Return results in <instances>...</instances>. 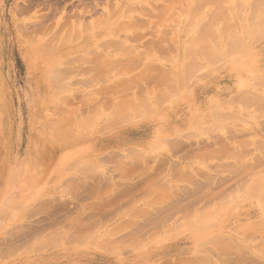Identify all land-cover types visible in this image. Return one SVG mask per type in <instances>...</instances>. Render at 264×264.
Returning <instances> with one entry per match:
<instances>
[{
    "label": "rangeland",
    "instance_id": "obj_1",
    "mask_svg": "<svg viewBox=\"0 0 264 264\" xmlns=\"http://www.w3.org/2000/svg\"><path fill=\"white\" fill-rule=\"evenodd\" d=\"M0 214V264H264V0H0Z\"/></svg>",
    "mask_w": 264,
    "mask_h": 264
},
{
    "label": "bare ground",
    "instance_id": "obj_2",
    "mask_svg": "<svg viewBox=\"0 0 264 264\" xmlns=\"http://www.w3.org/2000/svg\"><path fill=\"white\" fill-rule=\"evenodd\" d=\"M23 36H24V35H23ZM27 37H28V36H27ZM27 37H26V38H27ZM23 38H24V37H23ZM26 38H25V40H27ZM34 39H35V38H34ZM40 39H41V38H40ZM28 41L30 42V39H28ZM35 41H37V40H35ZM27 43H28V42H27ZM30 44H31V43H30ZM44 44H46V43L44 42ZM44 44H43V45H44ZM45 48H46V45H44V49H45ZM46 49H47V48H46ZM54 50L57 51L56 49H54ZM115 50H116V49H115ZM36 51H37V50H36ZM47 51L50 52V51H52V50L49 51V50L47 49L46 52H47ZM55 51H54V53H55ZM48 52L46 53L47 55H49ZM110 52H112V53L114 54V51H110ZM51 53L53 54V52H51ZM64 53H65V52H64ZM104 54H106V53H104ZM109 54H110V53H109ZM113 54H112V55H113ZM45 56H46V55H45ZM103 56H105V55H103ZM106 56H107V55H106ZM38 57H39V56H38ZM41 57H43V56H41ZM41 57H39V58H41ZM97 58L99 59L98 56H97ZM107 58H108V57H107ZM107 58H105V60H106ZM54 60H55V59H54ZM54 60H53V61H54ZM58 60H59V59H58ZM107 60L110 62V59H109V58H108ZM45 61H46V60H45ZM62 62H63V61H62ZM62 62H61V63H62ZM109 62H108V63H109ZM63 63H64V62H63ZM104 63H107V62L105 61ZM43 64H44V62H43ZM43 64H42V65H43ZM56 64H57V63H56ZM105 66H107V65H105ZM54 67H55V65H54ZM54 67H53V68H54ZM59 67H60V65H59ZM49 68H50V67H49ZM49 68H48V69H49ZM57 68H58V67H57ZM59 69H60V68H59ZM76 69H78V68H76ZM43 70H44V69H43ZM63 70H64V69H62L61 71H63ZM70 70H72V72H74V69H72V67H71ZM80 70H81V69H80ZM50 71H51V70H50ZM61 71H58V75H61V74H59V72H61ZM64 71H65V70H64ZM75 71H76V70H75ZM51 72H52V71H51ZM53 72H55V69H54ZM79 72H80V71H79ZM55 73L57 74V72H55ZM61 73H62V72H61ZM75 73H76V72H74L73 74H75ZM77 73H78V72H77ZM77 73H76V74H77ZM80 73H81V72H80ZM150 73H151V72H150ZM52 74H53V73H51L50 75L53 76ZM66 74H67V73H66ZM66 74H65L64 76H68V75H66ZM68 74H70V73H68ZM71 74H72V73H71ZM142 74H143V73H142ZM54 75H55V74H54ZM58 75H57V76H58ZM149 75H151V74H149ZM48 76H49V75H48ZM64 76H63V73H62V77H64ZM72 76H74V75H72ZM76 76H77V75H76ZM152 76H154V75H152ZM70 77H71V76H70ZM150 77H151V76H150ZM150 77H149V79H150ZM49 78H50V77H49ZM55 78H56V76H55ZM55 78H54V79H55ZM57 78H58V77H57ZM57 78H56V79H57ZM56 79H55V80H56ZM58 80H59V78H58ZM63 80L65 81V79H63ZM45 81H46V80H45ZM50 82H51V81H49V83H50ZM53 82H54V80H53ZM44 83H47V81L44 82ZM56 83H57V82H56ZM66 83H69V81L66 82ZM71 83H72V82H71ZM64 84H65V83H64ZM112 84H113V83H110V87L112 86ZM69 85H70V84H69ZM72 85H74V84H72ZM75 85H76V84H75ZM113 85H114V84H113ZM49 87H50V86H49ZM59 87H60V85L57 86V88H59ZM62 87H64V85L61 84V89H62ZM68 87H69V86H68ZM106 87H108V86L106 85ZM110 87H109V88H110ZM112 87L115 88V86H112ZM50 88H51V87H50ZM65 88H66V86L64 87V89H65ZM109 88H106V89H104V90H107V89H109ZM55 89H56V86H55ZM110 89H111V88H110ZM67 90H70V89H67ZM75 90H76V89H75ZM111 90H112V89H111ZM59 91H60V90H59ZM62 91H63V90H62ZM108 91H109V90H108ZM64 92H65V90H64ZM95 92H96V91H95ZM58 93H59V92H58ZM66 93H67V92H66ZM74 93H76V92H74ZM96 93H98V92H96ZM56 94H57V93H56ZM53 95H54V94H53ZM60 95H61V94H60ZM60 95H59V96H60ZM62 95H63V94H62ZM72 95H73V94H72ZM54 96H55V95H54ZM56 96H57V95H56ZM61 97H63V96H61ZM58 98H59V97H58ZM65 98H66V97H65ZM68 98H69V97H68ZM74 99H75V98H74ZM71 100H72V99H71ZM52 101H53V100H52ZM60 101H62V98H61ZM60 101H59V102H60ZM64 101H67V100L64 99ZM64 101H62V102H64ZM64 103H66V102H64ZM64 103H63V104H64ZM67 103H68V102H67ZM69 103H70V101H69ZM80 103H81V102H80ZM114 103H115V102H114ZM54 104H55V103H54ZM54 104H52V105H54ZM56 104H58V106H62V105H59V103H56ZM71 104H72V103H71ZM71 104H70V105H71ZM76 105H77V103H76ZM110 105H111V104H110ZM133 106L135 107V106H137V104H136V105L133 104ZM70 107L72 108L73 106H70ZM70 107H68V108L70 109ZM56 108L58 109V107H54V108H53V109H54V112H57V110L55 111ZM62 108H63V107H62ZM59 109H60V108H59ZM59 109H58V110H59ZM66 109H67V108H66ZM73 109H74V108H73ZM60 110H61V109H60ZM63 110H64V109H63ZM63 110H62V111H63ZM107 110H108V109H107ZM43 111H44V110H43ZM43 111H42V112H43ZM62 111H61V113H60V116H61V114H63V113L66 112V111H65V112H62ZM52 112H53V111H52ZM54 112H53V113H54ZM58 112H59V111H58ZM68 112H69V110H68ZM68 112H67V113H68ZM74 112H75V111H74ZM74 112H73V113H74ZM53 113H52V114H53ZM67 113H66V114H67ZM81 114H82V113H81ZM150 114H151V113H150ZM156 114H157V112H156ZM159 114H160V113H159ZM159 114H158V115H159ZM50 115H51V114H50ZM53 115H54V114H53ZM56 115H57V114H56ZM69 115H70V113H69ZM72 115H73V114H72ZM79 115H80V114H79ZM148 115H149V114H148ZM151 115H152V114H151ZM60 116H59V118H61V117H65L64 115L61 116V117H60ZM148 117H149V116H148ZM69 118H70V117H69ZM76 118H77V117H76ZM52 119H53V118H51V120H52ZM54 119H55V124L53 123ZM54 119H53V121H50V120H49V121H50L49 124L52 122L53 125L56 126V122L58 123V119H57L56 117H55ZM77 119H79V118H77ZM46 120H47V119H46ZM56 120H57V121H56ZM60 120H61V119H60ZM139 120H140V119H139ZM70 121H71V120H70ZM73 121H74V120H73ZM42 123H43V122H42ZM73 123L75 124V122H73ZM73 123H71V125H72ZM44 124H45V123H44ZM46 124H47V123H46ZM61 124H62V121H61ZM61 124H60V125H61ZM69 124H70V123H69ZM69 124H68V125H69ZM80 124H81V123H80ZM47 125H48V124H47ZM58 125H59V124H58ZM48 126H50V125H48ZM75 126H76V125H75ZM50 127H51V126H50ZM50 127H49V128H50ZM53 127H54V126H53ZM62 127H63V125H62ZM41 128H42V127H41ZM45 128H46V127H45ZM49 128H47V129H49ZM64 128H65V127H64ZM66 128H67V126H66ZM80 128H81V125H80ZM52 129H53V128H52ZM60 129H61V127H60ZM62 129H63V128H62ZM62 129H61V130H62ZM49 130H50V129H49ZM53 130H54V129H53ZM70 130H71V129H70ZM80 130H81V129H80ZM45 131H46V130H45ZM63 131H64V130H63ZM63 131H62V132H63ZM73 131H74V129H73ZM78 131H79V130H78ZM43 132H44V131H43ZM58 132H59V131H58ZM64 132H65V131H64ZM64 132H63V134H64ZM48 134H50V133H48ZM48 134H47V135H48ZM51 134H52V133H51ZM56 134H58V133H56ZM56 134L54 133V137H55ZM63 134H62V135H63ZM65 134H68V133L66 132ZM65 134H64V137L67 136V138H68V137L70 136L69 139H68V140L70 141V138H71L70 132H69V134H68L69 136H68V135H65ZM71 134H72V133H71ZM51 136H53V135H51ZM54 137H52V138L54 139ZM61 137H62V136L59 135V138H58V137H55V138L63 139V141L66 139V137H65V139H64V138H61ZM48 138H49V137H48ZM50 139H51V138H49V140H50ZM58 139H57V140H58ZM71 140H72V139H71ZM55 141H56V139H55ZM65 141H66V140H65ZM51 142H53V141H51ZM72 142H73V141H71L70 144H71ZM60 144H61V143H60ZM66 144H67V143H66ZM68 144H69V143H68ZM49 145H50V142H49ZM60 146H61V145H60ZM64 147H65V146H64ZM65 150H67V149H65ZM24 209H25V208H24ZM26 210H28V208H27ZM22 211H23V210H22ZM22 211H21V213H22ZM25 212L27 213V211H24V213H25ZM21 213H20V215H21ZM11 214H12V213H11ZM25 215H26V214H25ZM26 217H27V216H26ZM10 218H11V217H10ZM21 218H23V217H21ZM8 220H9V218L6 217L5 223H4V221H1V224H2V225L0 226V233H2L1 235H3V233H4L3 231H5V233H8V231L6 232V229H7L8 227H10V226L7 227L8 223H9ZM9 233H10V232H9ZM9 233H8L7 235H10V234H11V233H10V234H9ZM7 235H6V236H7ZM11 235H12V234H11ZM4 236H5V235H4ZM10 238H11V236L9 237V239H10ZM4 239H5V238H4ZM7 239H8V237H7Z\"/></svg>",
    "mask_w": 264,
    "mask_h": 264
},
{
    "label": "crops",
    "instance_id": "obj_3",
    "mask_svg": "<svg viewBox=\"0 0 264 264\" xmlns=\"http://www.w3.org/2000/svg\"><path fill=\"white\" fill-rule=\"evenodd\" d=\"M5 220H6V218L2 217V215L0 214V226L2 225L1 221H4V223H5Z\"/></svg>",
    "mask_w": 264,
    "mask_h": 264
}]
</instances>
